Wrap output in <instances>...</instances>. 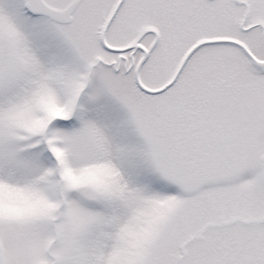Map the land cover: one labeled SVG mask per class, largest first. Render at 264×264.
Segmentation results:
<instances>
[{
	"label": "snow or ice",
	"instance_id": "obj_1",
	"mask_svg": "<svg viewBox=\"0 0 264 264\" xmlns=\"http://www.w3.org/2000/svg\"><path fill=\"white\" fill-rule=\"evenodd\" d=\"M0 264H264V0H0Z\"/></svg>",
	"mask_w": 264,
	"mask_h": 264
}]
</instances>
